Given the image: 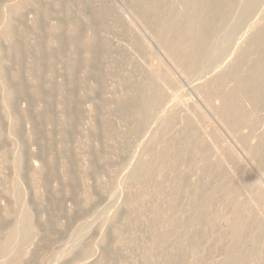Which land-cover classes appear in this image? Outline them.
I'll return each mask as SVG.
<instances>
[{"label": "rangeland", "instance_id": "374dc122", "mask_svg": "<svg viewBox=\"0 0 264 264\" xmlns=\"http://www.w3.org/2000/svg\"><path fill=\"white\" fill-rule=\"evenodd\" d=\"M126 1L128 3H126ZM241 1L243 2V0H239L237 2L234 1V3L235 2L236 3L235 4L233 3L234 5H232V14H234L233 16H238L237 15L238 12H236V10L239 12L241 11V7H242L240 5L242 3ZM0 3H1L0 10L2 9L4 10L0 12V114H1L0 129H2L0 136V154H1L0 155V206H2L0 207V216H2L0 217V219H2L0 220V238L3 237L2 234L5 231L12 229L11 228L12 226L13 227L17 226V220L20 218L18 216H21L20 214L22 213L21 208L18 209L19 211L15 209H11V212H9L10 214L9 216H7V218L3 216L5 215L4 213L7 211V208L12 205V201L11 199H9L10 197L6 191L9 185L11 184V181L13 180L19 185L21 189V200L23 201V206L25 207L26 210H29L30 212L32 211L31 212L33 218L32 223L35 229V234H34L35 238L33 237L30 243L32 244L34 242L36 246H33L34 245L33 244L29 249L30 252H28V248L31 244L27 245L28 246L26 247L27 257L25 258L26 260L24 259L23 261L24 264H30L31 261L32 264H34V262L35 264H148L144 262V258H146V256L149 257V255L152 256L153 253H155L154 251L151 250L152 237L149 235L148 229H146L147 223L144 224L145 221L143 224L138 223L135 220H134L135 222H133V219L131 218L132 212L131 209L127 207L126 201H128V198L131 195L130 192L133 189V180L130 178L129 175L131 173L130 170L133 169V166L136 165L139 159L140 160L147 159V154H148L147 141L152 135H154L155 133L154 131L162 130L160 128L161 126L159 127V125H161L159 123L161 118H160V114L159 116L158 114H156L155 115L156 117L154 116L155 119H152L149 123L151 125H148L145 130L143 129L144 131L143 130L141 131L142 133L141 132L139 134L136 133L137 134L136 135L133 132L134 126L132 127L131 124L132 120L130 119L131 120L130 121L129 118H127L129 117V115H131L130 114L131 112L123 113V110H121L119 104L122 102H126L130 104V102H132V100L134 99L133 96L134 93L136 92V89L134 88V84L143 77L147 69L149 68L157 69L159 65L161 66L164 65L163 66L164 69L167 70L169 73L173 74L174 80L178 83L177 85V83L175 82L178 87H175L176 89L174 90V93L171 94L172 97L168 95L169 97L167 96L165 99L168 101L163 102L162 106L164 107V109L172 110L173 112L175 111V113L177 110V113L179 114V115L177 114L178 116H180V114L181 116H184V112L186 115L187 113H189L190 109H192L194 106L196 107L198 106L200 112H202L203 113L202 115H204L205 117V120L202 122L203 123L202 127L204 126L203 129L206 132L211 130H216L220 134L219 135L220 140L221 138L222 139L224 138V140H222V145L225 148L227 147L231 149L235 157L238 159L237 163L235 162L236 164L233 163L237 165L236 167L235 165L232 164L231 161H230L231 163L230 162L228 164L225 163V167L229 166L226 168H231L233 169V171L238 169L239 174L237 175L239 179L245 180L246 177H248V180L251 182V184L253 183V185L258 186L260 192L262 190L261 193L262 194L264 193V176L257 169L253 159L249 157L247 152L245 153V149L243 150L242 146L240 145L238 140L234 138L232 133H230L227 129H225V127L220 125L221 123H219L217 119L214 117V114L212 113L209 106L203 103V99L201 98V96L198 95L197 91L193 88L194 85L199 84L202 81L206 80V78L210 77V75L212 76V74H215L216 72L220 71V69L225 67L224 65H228L232 61L236 49L238 47H241L239 46L241 44H238V41L241 39L240 40L241 42L239 41V43H242L243 40H245V36L248 32V29L250 28L251 25H253L252 23H254V21L257 23L258 19L259 21L260 20L262 21L264 19L263 16L264 0H262L259 3L258 5L259 8L255 10V14H253L254 11L252 12L253 17L251 14V17L250 16L246 17V19L243 20L244 22L242 21L241 24L238 26L239 30L237 29V32L235 31L238 34L235 33L236 36L234 35L235 38L233 37V39L236 42L232 39L233 40L232 45H230V47L228 45L229 49L231 48L230 49L231 51L226 47L224 49V53L221 54L222 56L217 55V53H211V55L206 60V65H205L206 69L202 68V71H200L201 73L199 72V74L188 75L186 77L182 75L180 73V70L176 69L171 62H169L167 57L161 51L158 44L155 43L156 40L153 39L155 36H157L155 33L156 30L155 29L153 30V27L150 26H149L150 28L148 27V24L146 23L144 18L138 16L136 14L135 9L131 8L133 6H130L131 4L128 0L125 1L124 0H91V1L62 0L60 2L62 3V6H59V4L57 5L54 2V0H0ZM13 4L14 5L16 4V10L10 11V6L11 7L14 6ZM6 5L9 8H6L7 7ZM235 5H237L238 8ZM1 7L3 8L1 9ZM260 13L261 14L263 13L262 16ZM95 16L99 18L96 19ZM102 18H104V20H102ZM140 18H142V20ZM72 20L78 21L77 31L81 33V36L84 39L85 38L91 39L92 33L93 34L97 33L98 36L100 37L102 36L101 37L102 40L100 39L102 43L105 42L104 45L106 49L103 50L105 52L103 55H105L106 53L107 54L105 56L102 55L99 61L101 65L99 69L102 72L100 83L99 82L97 83V81H95L96 79L93 76H91L92 74L90 72L91 69L90 67H82L81 65L78 66L80 68H78L77 66L75 67L77 62H78L77 64H79L81 62L80 60L82 59L83 61L84 59L82 58L83 54H81L82 53L81 51H79L81 55L79 54V52H77L75 55L72 56V54H70L71 53L70 47L67 45L61 49V52L58 53L56 50L57 45L54 41L55 39H53V37H50L48 35V30L51 27L55 26L58 28L59 33L65 38V40L69 41L72 37L71 35H73L74 33L73 30L75 29L72 25ZM37 27H40V29L37 30L36 29ZM2 30H4L6 34H3ZM241 34L242 35L245 34V35L242 37ZM43 35L45 36V38L47 37L46 39L47 42L45 40V43H47L45 44V49H46L45 58L42 55L43 53H41V51H37L35 47L37 40H41ZM240 35L243 39L240 37ZM93 37H95V35H93ZM236 44H238V46ZM234 46L237 47L235 48ZM137 47H139L140 51L138 50ZM40 48L41 47H39V49ZM224 54L226 55L224 56ZM137 59L140 60L137 61ZM44 63H48L49 65L44 66ZM68 68H70L71 71L70 70L68 71ZM143 68L145 70H142ZM108 71L110 72L108 73ZM120 72L121 74L124 72L125 73L124 75L123 74L120 75ZM54 73L55 75H53ZM82 74L83 76H81ZM103 76L105 77L103 78ZM19 83L23 84L24 89L27 87L25 89L26 96L21 98L20 95H18L17 93L11 94L10 92ZM92 84L95 86H93ZM97 84L99 88L97 87ZM58 85L60 86V88ZM106 85L108 86V88ZM61 90H63L64 92ZM67 90L68 91L70 90L69 94ZM89 90L91 91V93H89L90 92ZM132 90H134V92ZM58 92H60V95ZM16 94L18 95V97ZM131 94L133 95L132 98H131ZM30 97L32 99H30ZM47 97H51L50 109H51L52 121H48L47 119L44 118L38 120L39 116L45 114L46 111L45 102ZM69 97H71L72 100L71 102L69 101V103H67L68 101H66L65 98H69ZM78 97L81 100L78 99ZM61 101H63V103ZM167 102L170 104H168ZM70 104L72 106H70ZM75 105L78 106L79 108L78 110L81 117L79 118L76 124L77 125L76 128L72 129L69 128V126L65 125V118H66L65 113H66V109H74L73 106ZM186 108L188 109V111H186L187 110ZM62 114H64L65 117H62L64 116ZM122 117H125L126 119L125 118L123 119ZM130 118L132 117L130 116ZM85 126L87 127L88 130L85 128ZM107 126L109 129L107 128ZM38 127L39 129H37ZM36 131H39V134L41 132V135L43 136L42 142L41 141L39 142L36 139V134H35ZM83 131L84 133H82ZM162 133L163 132H161L160 134L159 132V135L162 136L163 135ZM156 134H158V131H156ZM180 137L179 139L177 138V140L179 141L176 142L179 143L182 142L181 144H183L185 141L183 140V138H181L182 139L181 140ZM31 143L35 146H33ZM40 146L44 148H46L45 146H48L43 156H40L38 153L40 149H43ZM99 147L102 150L99 149ZM67 157L70 159H68ZM57 160L60 162H58ZM91 160L94 161L92 162ZM91 165H93V167H91ZM69 166H70L71 175H73L75 180V183L74 184L72 183L71 185L68 182V180L65 178L67 177L66 176L68 170L67 168ZM238 166L240 167L238 168ZM40 167L43 169H40ZM48 168L49 169L54 168L56 172L55 176L51 177L48 176L49 175L48 174L46 177V174L48 173ZM75 168H77L76 171H74ZM240 169H243V171L241 170L240 172ZM93 173L97 177H95ZM246 174L247 176H245ZM80 180L83 182H81ZM222 181L223 180L218 181V183L216 182L217 184L215 183L214 186H219V184L221 185ZM255 182L258 184H256ZM89 183H90V187L88 185ZM58 186H60V188ZM71 187H74V189ZM86 187H88V189ZM252 188L253 187L250 188L251 190L249 192V195H244L246 192H247L246 194H248L249 191L248 189L245 190V193L243 192L244 193L243 197L240 195L242 191L239 192L236 191V193L235 191L234 192L227 191V193L223 194L219 188L216 189L215 191L216 199L214 200V203H212L213 205L211 204L212 206H210V209H212L210 210V212L214 213L213 211L215 210V212L218 211L217 213H220L221 211L223 215L225 213L226 214L228 213L227 217L226 214L224 216L226 218H229L230 216L233 215L232 213H234L233 212L234 206L233 204L230 205V203L233 202V199L231 198L236 197L244 200V198L246 199V197L244 196H250L256 194L255 189L253 188L254 189L253 190ZM97 189L99 192L97 191ZM83 190H85L84 193L90 195L89 198L92 199L90 200L89 204L85 202L84 198H82L84 197ZM87 190H89V192ZM145 190H148L147 194L149 191H151L150 187L146 188ZM251 191L253 194H251ZM71 193L74 194L72 195ZM150 193L151 192H149V194ZM147 194L145 191L144 192L145 209L142 213L141 212L138 213L141 219L146 220V222L150 220L149 215L151 214L152 210L156 207V201L151 202L150 196L148 197ZM232 194H234L235 196ZM238 195H240L241 197H238ZM53 199L55 202L57 201L55 205L57 206L59 205V208L62 206L60 209L61 211L63 210L62 213L61 211L60 213L58 212L55 213L54 210L48 208L52 206L51 204H54V201H52ZM153 203L155 206L153 205ZM78 206L81 208H79ZM152 206L154 208H152ZM181 206H182L181 208L183 209L184 207H186V203L184 202L181 203ZM214 207L215 208L217 207L216 208L217 210L214 209ZM49 210L52 211L51 214L49 213ZM228 210H230V212ZM208 213L206 215L209 216ZM214 215L212 214V216L210 215L209 217L205 216L204 218L210 219V217H214ZM1 222L4 224H2ZM130 222L132 225L129 224ZM134 223H137V225ZM133 225L136 226L134 227ZM132 226L134 227V229ZM221 226H219L220 228L219 227L214 228V230L219 229L218 232L211 230L209 232L207 231V233L203 232L202 234L203 240L208 239L207 240L208 243L206 240H204L202 253L207 252L205 255L207 254L211 255V256L207 255L209 258L206 256L208 260L205 259L206 257H203L204 262L206 261L204 264H209L210 262L212 264H215V262L216 264H218V261H220L225 256L224 252L227 251V248L229 246L228 240L224 239L223 242L222 240L219 241L217 240V237L219 235L227 232L225 231L224 226L223 225ZM223 228L224 230H222ZM252 231L256 233L258 232V230L256 231V229ZM214 232H216L215 233L216 235L214 234ZM50 234L52 237L49 236ZM207 235H209V238ZM204 236H206V238ZM22 240L23 239L21 234L17 232L14 238V244L16 243L17 244L14 245V248H17L16 246H18L19 242H21ZM212 240L216 244L212 242ZM167 244L168 245L165 244L160 246L159 250L163 255H165V257H170L174 252L173 250L174 243L170 240ZM208 245H210L211 247L210 250L214 246L213 248L214 250L210 251ZM225 245L228 246L226 247ZM246 246L249 248L255 247L251 244L250 241L248 242V240L246 242ZM86 247L87 248L89 247L88 249L92 251V252L89 251L91 255L88 252H87L88 254L84 252ZM262 249L264 250L262 246H259V248L256 249V253L254 254V256L263 255L264 251ZM35 250H36V255H34ZM216 250H218V252ZM43 252H45V255ZM31 253L32 256L30 255ZM203 254L202 256H205ZM5 255H3L4 257L1 256V260H0L1 263L9 260L7 259V257H9V254L7 253ZM42 255L46 257L45 258L39 257ZM85 256H90V258ZM9 258H11V256ZM188 258L190 259V260L188 259L189 262L193 261L191 260V258L193 259V257L190 258L189 256Z\"/></svg>", "mask_w": 264, "mask_h": 264}, {"label": "bare ground", "instance_id": "6f19581e", "mask_svg": "<svg viewBox=\"0 0 264 264\" xmlns=\"http://www.w3.org/2000/svg\"><path fill=\"white\" fill-rule=\"evenodd\" d=\"M61 1L62 0H60V1L54 0V2L57 5L59 4V6H62V3H60ZM128 1L131 4L130 6L134 7V8L133 7H131V8L135 9L136 14L138 16H141L142 18H144V20L148 24V27L149 26L153 27V30L154 29L156 30L155 33L157 36H155L153 38L154 40H156L155 43L158 44L161 51L167 57L169 62H171L173 64V66L176 69L180 70V73L186 77L188 75L199 74V72L202 71V68L206 69L205 68L206 67L205 66L206 60L211 55V53H217V55L222 56L221 54L224 53V49L226 47H227V49H229L230 45H232V43H233L232 42L234 40L233 37L235 38V36H236L235 33L237 32V29L239 30L238 26L241 24V22L244 19H246V17H248V16L251 17V14L253 11H254L253 14H255V10L257 8H259L258 5L262 0H243V2L241 1L243 3V5H242V3L240 4L242 6L241 11L239 12L236 10V12H238V14H237L238 16H233L234 14H232V5H234L239 0H128ZM234 1H236V2L234 3ZM126 3H128V2L126 1ZM127 5H129V4H127ZM235 6H237V5H235ZM2 8L3 7H1V9ZM6 8H9V7L7 6ZM237 8H238V6H237ZM2 10H0V12ZM12 10L13 11L16 10V4L12 7L10 6V11H12ZM239 10H240V8H239ZM97 14H96V16H97ZM253 14H252V17H253ZM262 14H261V16H262ZM235 15H236V13H235ZM263 16H264V14H263ZM97 18H99V17H96V19ZM142 18H140V19L142 20ZM250 19H252V18H250ZM262 19H263V17H262ZM102 20H104V18H102ZM260 21L258 19L257 23L255 21H254V23L251 22L253 25H251L250 28L248 26V28H249L248 32H247V34L245 33L246 34L245 40H243L242 43H239V41L241 39L239 37L238 38L240 40L237 38L239 40V41L237 40L238 44H241V45H239L241 47H238L236 49V52L234 53V57L232 58V61L228 65H224L225 67L220 69V71L216 72L215 74H212V76L210 75V77L206 78V80H204V81L201 80L202 82L194 85L193 88L197 91L198 95L201 96V98L203 99V103L205 105L209 106L212 113L214 114V117L217 119V121L219 123H221L220 125L225 127V129H227L230 133H232L234 138L236 140H238V142L242 146L243 150L245 149V153L247 152L249 157L253 159L254 164H256L257 169L264 176V19L261 22ZM102 23H104V22H102ZM144 24H145V22H144ZM72 25L75 29L73 30L74 33H73V35H71L72 37L69 41L65 40V38L59 33L58 28L55 26L51 27L48 30V35L50 37H53V39H55L54 41L57 45L56 50L58 53L61 52V49L67 45L70 47V52H71L70 54H72V56L75 55L77 52L81 51L82 52L81 54H83L82 58H84V59H83V61L81 59L80 60L81 62L79 64H77L78 63L77 62L75 67L76 66L78 67L80 65L82 67H90L91 68L90 72L92 74L91 76H93L96 79L95 81H97V83L98 82L100 83L101 77H102V72L99 69V67H101L99 61H100L102 55L105 53L103 51L104 49H106V47L104 45L105 42L102 43V41H101L102 36L101 37L98 36L97 33L96 34L92 33L91 39H89V38L84 39L81 36V33L77 31L78 21L72 20ZM243 27H245V26H243ZM246 27H247V25H246ZM36 29L39 30L40 27H37ZM145 29H146V27H145ZM153 30H152V32H153ZM102 32H103V30H102ZM2 33L6 34V32L4 30H2ZM236 34H238V33H236ZM93 35H95V37H93ZM241 35H240V37H241ZM244 35H242V37ZM46 39H47V37L45 38V36L43 35L42 39L37 40V42L35 44L36 50L41 51V53H43L42 55L44 56V58H45V50H46L45 44H47V43H45ZM46 42H47V40H46ZM230 42H231V44H230ZM238 44H236V45L238 46ZM228 45H229V47H228ZM237 46H234V47L236 48ZM39 47H41V48L39 49ZM139 47H137L138 50H139ZM141 50H142V48H141ZM79 54H80V52H79ZM105 55H103V56H105ZM225 55L226 54H224V56ZM139 60L137 59V61H139ZM228 62H229V60H228ZM68 63H69V61H68ZM134 64H135V62H134ZM21 65H23V64H21ZM47 65H49V64L44 63V66H47ZM142 66H141V68H142ZM163 66L164 65H162V66L159 65V67L157 69H150L149 68L150 70L147 69L146 73H144V71H143V73H144L143 77L134 84V88L136 89V92L134 93V96L132 95L133 93L131 94V98H132V96L134 97L132 102H130V104H128L126 102H122L119 104V107L121 108V110H123V113L124 112H127V113L131 112L130 113L131 115L128 114L129 117H127V118H129V120L130 119L132 120V121L131 120L130 121H131L132 127L134 126L133 132L135 134L136 133L139 134L143 129L145 130L148 125H151L149 123L152 119H155L154 116L156 114H158V116L160 114V118H161L160 122H159L161 125H159V127L161 126L160 128L162 130L160 131V130L154 129V130L158 131V134H156V131H154L155 132L154 135H152L151 137L149 136L150 137L149 139L147 137V139H148V141H147L148 150L146 149L148 152L147 159L146 160L145 159L144 160L139 159L137 161L136 165L133 166V169L130 170L131 173L129 174L130 178L133 180V189H132V191L129 190V191H131L130 192L131 195L129 196L128 201H126L127 202L126 205H127V207H129L131 209V212H132L131 218L133 219V222L136 221L138 223L143 224L145 221L144 224L147 223L146 229H148V233L152 237V238L150 237L152 239L151 240V243H152L151 244V250L155 252V253H153L152 256H150V255H149V257L146 256V258H144V262L148 263V264H204L206 261L204 262L203 257H206L209 254L205 255L207 252H205V253L203 252L204 254L202 253L204 240H206V239L203 240L202 234H203V232L207 233V231L209 232L211 230H214V228L223 225L225 228V231H227V232L219 235L217 237V240L218 241L222 240V242H223V240L226 239V240H228L229 246L227 245L228 246L227 251L224 252L225 256L220 261H218V264H264V258H263L264 252H263V255L254 256V254L256 253V249L259 248V246H262L264 248V196H263L264 193L263 194L261 193L262 190L260 192L258 186L253 185V183L251 184V182L248 180V177H246L245 180L239 179L238 175H237V174H239L238 169L233 171V169H231V168H226L229 166L225 167V163L228 164L230 161L232 162V164L235 162L237 163L238 159L235 157V155L233 154V151H231V149H229L227 147L225 148L222 145V140H224V138L223 139L221 138V140H220V136H219L220 134L216 130H211V131L206 132L203 129L204 126L202 127V124H203L202 122L205 120V117H204V115H202L203 113L200 112V109L198 108V106L197 107L194 106L192 109H190L189 113H187L186 115H185V112L182 111V112H184V116H181V114H180V116H178L179 114L177 113V110L175 113V111L173 112L172 110L164 109V107L162 106L163 102L168 101V100H165L168 95L172 97L171 94L174 93V90L176 89L175 87H178L177 86L178 83L174 80V78H173L174 75L169 73L167 70H165ZM70 68H71V66H70ZM70 68H68V71L70 70ZM78 68H80V67H78ZM139 68H140V65H139ZM145 69H146V67H145ZM145 69L143 68L142 70H145ZM78 70H80V69H78ZM121 70H122V68H121ZM54 72H56V71H54ZM109 72L110 71H108V73ZM121 72H120V75H122V74L124 75L125 72L122 74H121ZM170 72H171V70H170ZM53 75H55V73ZM81 76H83V74ZM78 77H80V76H78ZM104 77L105 76H103V78ZM112 77H113V75H112ZM75 82H74V84H75ZM175 82L177 83V85ZM198 82H200V81H198ZM99 85H101V84H99ZM93 86H95V85H93ZM97 87H98V84H97ZM59 88H60V86H59ZM101 88H103V87H101ZM107 88H108V86H107ZM25 89H24L23 84L19 83L10 92H11V94L17 93L18 95H20V98H21V97L26 96ZM53 90H55V89H53ZM61 91H63V90H61ZM69 91H68V94H69ZM132 91L134 92V90H132ZM58 93L60 95V92H58ZM89 93H91V91ZM39 94H38V96H39ZM100 94H102V93H100ZM18 95H17V97H18ZM91 95H93V94H91ZM102 95H104V94H102ZM181 95H183V94H181ZM61 97H62V94H61ZM176 98H177V95H176ZM181 98H182V96H181ZM30 99H32V98L30 97ZM34 99H35V97H34ZM65 99H66V101H68L67 103H69V101L71 102V100H72L71 97L65 98ZM78 99H80V98L78 97ZM105 99H106V97H105ZM98 100H100V99H98ZM84 101H85V99H84ZM61 102L63 103V101H61ZM100 102H99V104H100ZM45 103H46L45 114L44 115L40 114L41 116L38 117V120L39 119L41 120L44 118V119H47L48 121H52L51 120L52 115H51V109H50L51 108V97H47ZM95 103H96V101H95ZM102 104H103V101H102ZM168 104H170V103H168ZM77 105L73 106L74 109H66V113H65L66 114L65 125L69 126V128H72V129L76 128V126H77L76 124H77L79 118L81 117L79 110H78L79 108ZM114 105H115V103H114ZM59 106H60V104H59ZM70 106H72V105L70 104ZM95 107H96V105H95ZM168 107H170V106H168ZM80 109H82V108H80ZM186 111H188V109ZM86 112H87V110H86ZM121 113H122V111H121ZM27 114H29V113H27ZM62 115H64V114H62ZM114 116H115V114H114ZM121 116H123V115H121ZM130 116L132 118H130ZM62 117H65V115ZM82 117H84V116H82ZM122 118L124 119L125 117H122ZM36 119H37V117H36ZM0 121H1V119H0ZM116 121H118V120H116ZM87 123H88V121H87ZM157 125H158V122H157ZM104 126H105V124H104ZM39 127L37 129H39ZM122 127H123V125H122ZM85 128L87 129L86 126H85ZM91 128H93V127H91ZM107 128H108V126H107ZM118 128H119V126H118ZM1 130L2 129H0V136H1ZM54 130H56V129H54ZM27 132H28V130H27ZM101 132H103V131H101ZM159 132H160V134H161V132H163L162 133L163 135L160 136ZM74 133H75V131H74ZM82 133H84V131ZM35 134H36V139L39 142L40 141L42 142L43 136L41 135V132L39 134V131H36ZM77 134H79V133H77ZM22 135H24V134H22ZM180 135H181V137H180ZM89 137H90V135H89ZM142 137H143V135H142ZM179 137H180V139L183 138V140L185 141L183 144H181L182 142L181 143L176 142V141H179V140H177V138L179 139ZM96 138H97V136H96ZM100 140H101V138H100ZM145 140H146V138H145ZM38 141H36V142H38ZM108 141H109V139H108ZM143 142H145V141H143ZM96 143H97V141H96ZM26 144H28V143H26ZM33 146H35V145H33ZM45 147L46 148L41 147L43 149H40L38 151L40 156H43L45 154V151L47 150L48 146H45ZM99 149H101V148L99 147ZM33 151H32V154H33ZM57 152H58V150H57ZM63 154H64V152H63ZM93 155H95V154H93ZM66 156H67V154H66ZM97 156H98V154H97ZM35 158H36V156H35ZM31 159H32V157H31ZM68 159H70V158H68ZM91 161L93 162L94 160H91ZM58 162H60V161H58ZM232 164H231V166H232ZM235 164H233V165H235ZM236 166L237 165H235V167ZM91 167H93V165H91ZM239 167L240 166H238V168ZM98 168H100V167H98ZM40 169H43V168L40 167ZM67 169H68L67 175H66L67 177H65V178L68 180L70 185L72 183L74 184L75 180H74L73 175H71L70 166ZM76 169L77 168H75L74 171H76ZM65 170H66V168H65ZM241 170L243 171V169H240V172H241ZM80 171H82V170H80ZM40 173H41V170H40ZM55 173L56 172H55L54 168H50V169L48 168V173L46 174V177L48 174H49L48 176L53 177V176H55ZM94 176H95V174H94ZM240 176H242V175H240ZM245 176H247V174ZM95 177H97V176H95ZM79 179H81V178H79ZM220 180H223L222 184L221 185L219 184V186H214V184L216 182L218 183V181H220ZM98 181H100V180H98ZM81 182H83V181H81ZM98 184H100V183H98ZM256 184H258V183H256ZM88 185L90 187V183ZM79 186H80V184H79ZM58 187L60 188V186H58ZM149 187L151 189V191H149V192H151V193L149 194V192H148V194H147L148 190H145V189L149 188ZM249 187L250 188L253 187L256 191L255 192L256 194L250 195V196H244V197H246V199L244 198V200L236 198V197L235 198L232 197L231 199H233V202L230 203V205L233 204V206H234L233 212L234 213H232L233 215L230 216L229 218H226L228 216V213L227 214L225 213L226 214V217H225L224 216L225 214L223 215L221 213V211H220L221 214L217 213L218 211L215 212V210L213 211L214 213L210 212V210H212V209H210V206L213 205L212 203H214V200L216 199V195H215L216 189L219 188L223 194L227 193V191H233V192L235 191V193H236V191H238V192L242 191V193H240V195L243 197V194L245 193V190H247V189L249 190L248 194H246L247 193L246 192L244 195H249V192L251 190ZM5 188H6V186H5ZM71 188L74 189V187H71ZM86 188L88 189V187H86ZM130 188H132V187H130ZM84 189H85V187H84ZM84 191L85 190H83L84 197H82V198H84L85 202L89 204L90 200H92V199H90L89 198L90 195L85 194ZM87 191L89 192V190H87ZM94 191H96V190H94ZM97 191H98V189H97ZM145 191H146L147 196L148 197L150 196L151 202L156 201V207L154 208L152 206V208H154V209L152 210L151 214L149 215L150 220H148L147 222H146V220H142L138 214L140 212L142 213L145 209V197H144ZM6 192L10 197L9 199H11V201H12V205L7 208L6 212L4 211L5 215H3V212H2V215L7 218V216H9V214H10L9 212H11V209H15V210L19 211L18 209H20V208L22 209V213L20 214L21 216H18L20 218L17 220V226L16 227L12 226L11 227L12 229H9L7 231L2 230L5 232L2 234L3 237L0 238V260H1V256L5 255L7 253L9 254V257L11 256V258L7 257V259H9V260L6 262H2V263L0 262V264H24L23 261L27 257V252H26L27 248L26 247H28L27 245L31 244L30 242H31L32 238L35 236L34 235L35 229H34V226L32 223V219H33L32 213H31L32 211L30 212L29 210H26L25 207L23 206V201L21 200V189L16 182H14L12 180L11 184L9 185ZM69 194H70V192H69ZM71 194L73 195L74 193H71ZM234 194H232V195H234ZM251 194H253L252 191H251ZM75 195H76V192H75ZM75 195H74V197H75ZM240 195H238V197H241ZM99 196H101V195H99ZM59 197H62V196H59ZM220 197H219V199H220ZM78 199H77V201H78ZM151 199H153V200H151ZM219 199H218V201H219ZM52 201H54V199ZM56 202L54 201V204H51L52 206L50 205L51 207H48V208L51 210H54L55 213L56 212L60 213V211H61L60 209L62 206L59 208V205L58 206L55 205ZM183 202L186 203V207H184L182 209L181 203H183ZM124 204H123V206H124ZM96 205H98V204H96ZM153 205H154V203H153ZM68 206H70V205H68ZM0 207H2V206H0ZM79 208H81V207H79ZM216 208L214 207V209H216ZM44 209H45V207H44ZM1 210H3V209H1ZM51 210H49L50 214L52 213ZM124 210H123V212H124ZM230 210H228V211L230 212ZM62 211H61V213H62ZM67 212H68V210H67ZM208 212L212 213L213 215L215 214L214 217H210V219L208 218L209 220L204 218L205 216H208V215H206ZM210 213H208L209 216L210 215L212 216V214H210ZM0 217H2V216H0ZM0 220H2V219H0ZM4 220H6V219H4ZM13 220H15V219H13ZM76 220H77V218H76ZM2 224H4V223H2ZM129 224H131V222ZM134 224L137 225V223H134ZM134 227H133V229H134ZM137 228H138V226H137ZM224 228L222 230H224ZM255 229H256V231L258 230L257 233L252 231ZM218 230H214V231L218 232ZM222 230H220V231H222ZM250 231H252L254 233H252ZM17 232L21 234L23 240L21 242H19L18 246H16L17 248H14V245L17 244V243L14 244L15 234ZM216 232H214V234ZM49 236H51V234ZM207 236L209 238V235H207ZM204 237L206 238V236H204ZM47 240H48V238H47ZM170 240L174 243L173 244L174 252H173L172 256L165 257V255H163L160 252L159 248L162 245H165V244L168 245L167 243ZM247 240H248V242L250 241L251 244L255 247L254 248L247 247L246 246ZM212 242H214V241L212 240ZM207 243H208V241H207ZM32 245L36 246L35 243L33 242L29 246L28 252H30L29 249ZM208 246H209V250H210L211 247H210V245H208ZM206 247H205V249H206ZM88 248L86 247L85 250L86 249L87 250L86 251L84 250V252L89 253V251H91V250ZM213 248H214V246H213ZM213 248L211 249L212 251L214 250ZM32 249H33V247H32ZM92 249H93V247H92ZM65 250H66V247H65ZM216 251L218 252V250H216ZM34 252H35L34 255H36V250ZM43 253L45 255V252H43ZM86 253H85V255H86ZM89 254L91 255V253H89ZM202 254L205 256H202ZM212 254H214V253H212ZM30 255L32 256V253ZM5 256H7V255H5ZM189 256H190V258L193 257V259L191 258V260H193L192 262L188 261ZM209 256H211V255H209ZM39 257L45 258L46 256L42 255ZM85 257L90 258V256H85ZM207 257L205 259L208 260L209 257L208 258ZM213 257H214V255H213ZM27 260H28V258H27ZM39 260H40V258H39ZM80 261H82V260H80ZM40 263H43V262H40ZM30 264H32V261ZM34 264H35V262H34ZM209 264H212V263L210 262ZM215 264H216V262H215Z\"/></svg>", "mask_w": 264, "mask_h": 264}]
</instances>
